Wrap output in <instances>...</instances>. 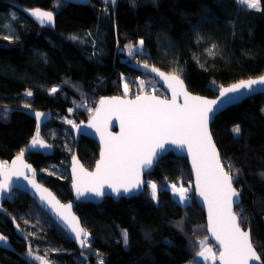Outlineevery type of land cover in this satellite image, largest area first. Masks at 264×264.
Returning <instances> with one entry per match:
<instances>
[{"label":"trees","instance_id":"obj_1","mask_svg":"<svg viewBox=\"0 0 264 264\" xmlns=\"http://www.w3.org/2000/svg\"><path fill=\"white\" fill-rule=\"evenodd\" d=\"M21 7L53 11L55 28L38 25ZM140 39L145 42L144 54L128 56L125 46ZM145 62L177 73L195 93L216 96L223 85L264 73V10L244 9L237 0H116L114 5L104 0H89L87 4L0 0V112L7 110V117L0 119V159L9 162L31 144L37 122L30 110L50 111L53 118L42 127L41 136L53 146L54 154L30 151L26 158L58 195L70 196L69 175L58 171L62 166L67 170L75 147L72 125L65 118L80 124L92 113L88 109L94 110L104 96L133 97L149 92L140 88V81L158 84L157 80L131 65ZM52 87L59 91L50 93ZM28 91L31 96L26 95ZM82 101L86 107L76 108ZM262 109L264 94L249 97L217 115L212 133L223 162L233 165V182L241 195L236 208L241 225L250 230L264 261ZM237 124L239 137L231 131ZM78 154L93 168L99 145L83 136ZM146 179L162 189L159 203L150 198L146 185L144 192L132 197H105L101 203L77 205L76 212L91 233V264L100 259L104 264H186L199 251V240L207 238L214 245L205 212L194 198L186 157L168 153ZM180 183L192 185L191 201L184 205L165 188L171 184L179 187ZM13 201L7 207L15 217L17 213L26 215L31 206L28 216L37 214L31 212L34 207L43 214L26 193L18 191ZM8 224L9 218L0 223L4 233ZM122 229L129 233L127 247ZM57 248L53 246V250ZM16 251L0 247V264H28ZM73 256L66 254L61 264H81Z\"/></svg>","mask_w":264,"mask_h":264},{"label":"snow or ice","instance_id":"obj_2","mask_svg":"<svg viewBox=\"0 0 264 264\" xmlns=\"http://www.w3.org/2000/svg\"><path fill=\"white\" fill-rule=\"evenodd\" d=\"M104 3L114 5L116 0H104ZM237 4L244 9L264 10L261 8V0H237ZM29 14L41 25L52 26L55 23L53 11L36 8L30 10ZM11 15L15 19V13ZM4 38L9 39L10 37L5 36ZM70 39L78 38L71 36ZM144 43V40L140 39L135 45H126L127 55L130 57L143 55ZM142 66L167 82L168 88L171 89V98L161 99L156 95L138 93L131 100L121 97L102 98L98 101V108L94 111L91 108L88 109L92 115L87 127L95 129L100 134L103 149L94 172L85 171L75 157L73 158V188L77 199L86 198L88 195L103 197L109 193L120 196L140 190L144 184H147L150 198L159 203V192L162 189L155 182L142 180V172L152 168L154 162L165 150L166 145H175L180 149L186 148L195 170V191L207 204V227L219 246V255L217 256L216 252L208 246L207 238L199 240L197 244L199 251L194 254L193 260L189 264H201L202 261H211L212 264H215L217 260L221 264H251V262L264 264V261H261V255L256 251L257 246L253 244L250 230L241 227L240 213L233 210V206L239 207L240 202V191L233 186L234 176L231 174L233 165L231 163L225 165L222 162L220 151L217 149L209 129V122L226 101L234 98L238 93L244 91L251 93L264 87V75L254 79L241 80L226 88L221 87L218 89L217 99H207L193 96L187 92L184 82L178 74L167 75L156 67L150 68L147 62ZM65 83L68 82L65 81ZM139 86L143 89L145 81L141 80ZM49 91L54 94L59 89L52 87ZM124 92L125 94L128 92L126 83ZM26 95L31 96L32 92L28 91ZM180 96L183 97L182 104L177 102ZM75 107H86V103L82 101ZM68 111L72 112L73 109L70 108ZM113 114L118 115L120 119L121 132L119 135H113L107 131L108 121ZM42 115L43 113L40 112L35 113L38 120ZM6 117L7 110L0 112V119ZM65 119L77 131H82L80 125L73 120ZM231 131L236 137L241 135V128L238 124L233 126ZM30 147L47 149L52 146L40 139V133L37 130ZM23 156L24 152L21 151L12 162L11 171L4 170L5 166L0 164V177H2L0 179V196L11 192L13 184L11 177H23L35 189L38 199L41 202H46V205L59 214L60 219L74 235L79 246L82 249L91 248V233L81 226L79 218L71 215L72 205L70 203L62 205L47 188L36 183L34 170H32L33 178L29 179L23 169H31V166L23 164ZM17 162H20L19 167H17ZM236 172L239 170L237 169ZM165 188L173 194L178 203L184 205L189 202V193L192 191L191 184L189 187H184L183 183H180L179 187L177 184H171L165 185ZM24 223H28V221L25 220ZM16 227L19 229L20 225L17 224ZM145 236L150 238L147 233ZM121 237L127 247L129 243L127 229L121 230ZM0 243L6 244L7 237L0 234ZM261 253H264V248L261 249ZM97 255L99 254L97 253ZM26 256L39 261L40 264H49L45 257L35 255L30 245ZM98 264H104L103 259H100Z\"/></svg>","mask_w":264,"mask_h":264},{"label":"water","instance_id":"obj_3","mask_svg":"<svg viewBox=\"0 0 264 264\" xmlns=\"http://www.w3.org/2000/svg\"><path fill=\"white\" fill-rule=\"evenodd\" d=\"M68 1L69 3H73V4H87L89 0H66ZM36 8H40L41 10H44V11H50V10H47V9H43L41 7H35V8H31V9H27V8H23L21 7V11L23 13H25L26 15H28L30 18H32L38 25L40 26H43V27H48V28H51V29H54L55 26H56V17H55V23L54 25L52 26H49V25H41L39 24L38 21H36L30 14V10L32 9H36ZM55 16V14H54ZM132 67H134L135 69L137 70H140V71H143L144 73H147L149 75H151L152 77H154L158 84L164 89V91L166 92V95H162L160 93H157V92H145V93H141V94H148V95H156V96H159L161 99H170L171 98V89L168 88L167 86V82L164 81L162 78H160L159 76L156 75V73H152L150 72L149 69H144L143 68V64H131ZM152 66H150L151 68ZM158 68V67H156ZM160 71L164 72L165 74L167 75H170V74H177V73H171V72H168L166 70H163L161 68H158ZM264 75V73L262 74ZM261 76V75H260ZM259 77V76H258ZM258 77H252V78H247V79H243V80H248V79H254V78H258ZM180 79L183 80L184 82V88L187 92H189L191 95L193 96H199V97H203V98H207V99H217L218 98V95H219V92L217 93L216 96H213V97H209V96H205V95H202V94H199V93H195L193 91H191L186 82L184 81V79L180 76ZM241 80L239 81H236L234 83H231V84H228V85H223L222 87H229L231 86L232 84H235V83H239ZM257 94H264V87H260L258 88L256 91L254 92H247V91H244L242 93H238L236 94V96L232 99H230L229 101H226V103L224 105L221 106V108L217 111L216 115L214 116V118L209 122V129L212 133V124L216 118L217 115H219L221 112L225 111L227 108L233 106V105H236V104H239L241 103L242 101H244L245 99L249 98V97H252L254 95H257ZM111 97H121V98H124V99H134L135 96H104L102 98H111ZM101 98V99H102ZM178 103L182 104L183 103V97L180 96L178 97V100H177ZM99 107V103H97L96 107L94 108V110L96 108ZM93 110V111H94ZM36 112H40V113H43V115L39 118V120L36 118L35 116V113ZM29 114L35 118L36 122H37V130H39V133H40V139L44 140V142L46 144H50L48 141H46L42 136H41V129L42 127L48 123L49 121L52 120L53 116H52V113L50 111H40V110H30L29 111ZM91 115L92 113L90 114V116L88 117V119L83 122V123H80L78 125H80L82 131H77L75 128H73L72 126L70 127L71 129V132H72V135L74 137V140H75V147H74V152H73V155L71 156L70 158V162H69V166H68V169H69V174H70V182H69V188L71 190V193L73 195V201L72 202H68V203H64L59 197L58 195L51 189L49 188L48 186H46L45 184L41 183V181L37 178V176L35 175L34 179L36 181V183L42 185L44 188H47L55 197L57 200L60 201V203L62 205H67V204H71L72 205V208L70 210L71 212V215H74L76 216L77 218H79V216L75 213L74 211V207L76 205L77 202L79 201H85V202H92V203H101L105 197H112L113 199L115 200H118L120 199L121 197H132L134 195H137V194H140L142 192H144L145 188H146V185L147 184H144L142 186V188L140 190H134L133 192L131 193H128V194H122L120 196H117L115 193H109V194H106L105 196L103 197H96L94 195H88L86 198H80V199H77L76 197V193H75V190L73 188V181H74V175H73V172H72V167H73V158L75 157V159L79 162V165H82L83 166V169L87 172H94L95 171V166H96V163L97 161L100 159V153L103 149V143L100 139V134L97 133L95 131V129L93 128H89L87 127L88 123H89V120L91 118ZM107 131L112 133L113 135H119L120 132H121V128H120V119L118 117V115L116 114H113L111 116V118L109 119L108 121V126H107ZM89 137V138H92L96 141V143L99 145V156H98V160L96 161L95 165L93 166V168H89L87 167L83 161L81 160L79 154H78V148H79V144H80V140L82 137ZM212 137H213V140L216 144V147L217 149L220 151L219 149V146L214 138V135L212 133ZM51 145V144H50ZM52 146V145H51ZM30 151H35V152H42L44 153L45 155H48V156H51L54 154V149H53V146L51 148H47V149H41L39 147L37 148H31L30 145L23 151L24 152V156H23V164H27V165H30L31 166V169H23V171L25 172L26 175H28L29 179H32L33 176H32V170L35 171V174H36V168L34 167V165L29 162L26 158L28 152ZM174 153L176 156L178 157H186L187 160H188V163H189V167H190V172H191V176H192V179H193V186H194V198H195V201L197 202V204L203 209V211L205 212V216H206V224L208 223V212H207V204L203 201V198L200 197L198 195V193L195 191V170L193 169L192 167V162H191V156L190 154L187 152L186 148L185 149H180V148H177L175 145H166L165 146V150L160 154L159 158L154 162L153 166L151 169H148V170H145L144 172H142V175H141V179L144 180V181H147L146 179V175L148 173H151L154 168L156 167L157 163L159 162V160L167 155L168 153ZM220 155H221V159H222V162H223V158H222V154H221V151H220ZM18 156V155H17ZM15 156L11 161H9L8 164H4V170L6 171H11L12 170V162L16 159ZM20 166V162H17V167ZM227 170V169H226ZM0 179H2V177H0ZM12 181H13V184H12V188H11V192L12 190H19V191H23L27 194H29L35 201L36 203L47 213L49 214L61 227L64 228V230L74 239V235L71 233V231L69 230V228L66 226V224L60 219L59 217V214L54 210V209H51L50 206L46 205V202H41L39 199H38V194L35 193V189L32 188V186L28 183V180H25L23 177H16V176H13L11 177ZM233 186L235 187L234 185V182H233ZM106 191H107V186H106ZM11 192L10 193H7V194H4L3 196H0V204L1 202L5 199V198H10V195H11ZM241 203V195H240V202H239V205ZM236 208L237 206L234 205L233 206V210L236 211ZM67 214V213H66ZM79 221H80V224H81V220L79 218ZM17 225V224H16ZM82 226V224H81ZM83 227V226H82ZM241 227L243 229H245L242 225ZM247 230V229H245ZM207 231H208V235H209V239L210 241L216 246V248L218 249V242L215 240V238L212 236L211 232L209 231L208 227H207ZM0 234L4 235L1 231H0ZM251 234V233H250ZM5 236V235H4ZM252 238V236H251ZM253 241V240H252ZM0 247H3L5 249H10L11 248V244L10 242L8 241V238H7V243L4 244V243H0ZM257 253H259V251L256 249ZM219 255V251L217 253V256ZM261 261L262 258H261ZM217 264H221V262L219 260H217ZM251 264H257V262H251Z\"/></svg>","mask_w":264,"mask_h":264},{"label":"flooded vegetation","instance_id":"obj_4","mask_svg":"<svg viewBox=\"0 0 264 264\" xmlns=\"http://www.w3.org/2000/svg\"><path fill=\"white\" fill-rule=\"evenodd\" d=\"M166 95V94H165ZM5 163V162H4ZM65 173L69 175V169L65 170ZM37 178L41 181V183L45 184L49 188L52 189L51 186L47 185L42 178H40L37 170L36 174ZM70 182V181H69ZM69 187V184H68ZM53 190V189H52ZM70 190V188H69ZM19 190H12L10 198H5L0 204V223H2L4 218H9L11 220V225L8 226V231L4 233L1 228L0 231L8 238V241L11 244V248L7 249L8 251L15 252V247L17 246L20 248V251H16L20 256L28 263V264H40L39 261L29 259L26 256L27 250L29 245L35 255L43 256L46 260L49 261V264H61V260L63 256H73L75 257V261L81 264H91V258L89 256L90 248L82 249L79 246V243L73 239L63 227H61L49 214H47L37 203L36 201L27 194L34 203H36L39 210L43 213L41 214L35 207L34 210L31 211L33 214L30 215V210L33 208L32 206L27 209L26 215H20L17 213V217L13 215V213L9 210L8 203L14 202L16 193ZM54 191V190H53ZM23 192V191H19ZM55 192V191H54ZM71 192V190H70ZM25 193V192H23ZM56 193V192H55ZM57 194V193H56ZM58 195V194H57ZM58 197L64 202H72L73 195L71 193L68 197H62L58 195ZM29 203V201H27ZM80 203H86L85 201H79L76 203L74 207L75 213L79 216L76 212V207ZM19 216V217H18ZM81 220V224L83 225V221ZM28 221V223H24V221ZM16 224L20 225V228L17 229ZM85 228V227H84ZM86 229V228H85ZM87 230V229H86ZM31 234V235H30ZM91 237V236H90ZM58 243V244H56ZM56 245L58 248L53 250V246ZM62 247V248H59ZM3 248V247H1ZM83 253V255H82ZM63 255V256H62ZM98 264V263H97Z\"/></svg>","mask_w":264,"mask_h":264},{"label":"rangeland","instance_id":"obj_5","mask_svg":"<svg viewBox=\"0 0 264 264\" xmlns=\"http://www.w3.org/2000/svg\"><path fill=\"white\" fill-rule=\"evenodd\" d=\"M146 90H149V92H157V93H161V92H164V89L159 85V84H154V82H151V83H145V87H144ZM153 89H154V91H153ZM161 94H163L164 95V93H161ZM2 162V164H4L3 163V160H1L0 159V163ZM59 166H61L60 164H59ZM65 170H66V167H64V166H62L61 168H59L58 169V171L61 173V174H63L64 172H65ZM186 187H188V186H186ZM190 195V194H189ZM191 201V198H190V200H189V202ZM210 244H208V246H209ZM212 247V249H214V247L213 246H211ZM210 247V248H211ZM216 249V255H217V248H215ZM217 262V261H216ZM216 262H215V264H216ZM202 263H204V264H211L210 263V261H202ZM186 264H189V263H186Z\"/></svg>","mask_w":264,"mask_h":264},{"label":"crops","instance_id":"obj_6","mask_svg":"<svg viewBox=\"0 0 264 264\" xmlns=\"http://www.w3.org/2000/svg\"><path fill=\"white\" fill-rule=\"evenodd\" d=\"M208 244H210V243H208ZM211 246H213V247H214V245H211V244H210V245H209V247H211ZM211 248H212V247H211ZM213 251H214V252H216V249H215V247H214ZM210 263L212 264V262H211V261H210ZM216 263H217V262H216ZM207 264H208V263H207Z\"/></svg>","mask_w":264,"mask_h":264},{"label":"bare ground","instance_id":"obj_7","mask_svg":"<svg viewBox=\"0 0 264 264\" xmlns=\"http://www.w3.org/2000/svg\"><path fill=\"white\" fill-rule=\"evenodd\" d=\"M3 163H4V161H3ZM8 163H9V162H5L4 164H8ZM0 164H2V162H1ZM4 164H3V165H4Z\"/></svg>","mask_w":264,"mask_h":264}]
</instances>
